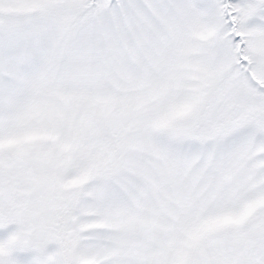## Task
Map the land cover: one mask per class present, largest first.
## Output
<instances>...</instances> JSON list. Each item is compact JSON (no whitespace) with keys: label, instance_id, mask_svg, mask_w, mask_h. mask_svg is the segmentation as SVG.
Segmentation results:
<instances>
[{"label":"snow or ice","instance_id":"1","mask_svg":"<svg viewBox=\"0 0 264 264\" xmlns=\"http://www.w3.org/2000/svg\"><path fill=\"white\" fill-rule=\"evenodd\" d=\"M0 264H264V0H0Z\"/></svg>","mask_w":264,"mask_h":264}]
</instances>
